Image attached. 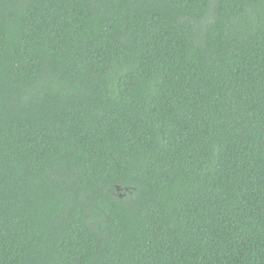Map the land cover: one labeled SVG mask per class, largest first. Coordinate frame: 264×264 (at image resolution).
I'll list each match as a JSON object with an SVG mask.
<instances>
[{
  "label": "trees",
  "instance_id": "1",
  "mask_svg": "<svg viewBox=\"0 0 264 264\" xmlns=\"http://www.w3.org/2000/svg\"><path fill=\"white\" fill-rule=\"evenodd\" d=\"M0 264H264V0H0Z\"/></svg>",
  "mask_w": 264,
  "mask_h": 264
}]
</instances>
